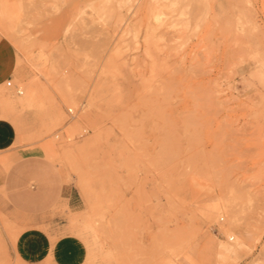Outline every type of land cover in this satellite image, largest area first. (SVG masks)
<instances>
[{"label": "rangeland", "instance_id": "rangeland-1", "mask_svg": "<svg viewBox=\"0 0 264 264\" xmlns=\"http://www.w3.org/2000/svg\"><path fill=\"white\" fill-rule=\"evenodd\" d=\"M0 41V264L87 225L84 264H264V0H0Z\"/></svg>", "mask_w": 264, "mask_h": 264}, {"label": "crops", "instance_id": "crops-1", "mask_svg": "<svg viewBox=\"0 0 264 264\" xmlns=\"http://www.w3.org/2000/svg\"><path fill=\"white\" fill-rule=\"evenodd\" d=\"M15 61L14 53L10 46L0 41V84L8 77L11 66ZM17 130L14 124L0 118V151L10 149L16 142ZM21 166L13 170L7 168L0 172V175H7L6 185L10 186L14 179L18 178ZM44 170V169H43ZM34 169L28 172V178L37 180L44 185L42 194L30 196H20L19 201H25L27 197L36 201L40 199L44 203H52L58 198V188L47 180L46 170ZM61 197L66 199L69 204L73 201L72 194L60 193ZM15 249L17 255L29 264H84L87 259V247L78 237L65 235L53 239L48 233L39 228H30L25 230L18 237Z\"/></svg>", "mask_w": 264, "mask_h": 264}, {"label": "bare ground", "instance_id": "bare-ground-1", "mask_svg": "<svg viewBox=\"0 0 264 264\" xmlns=\"http://www.w3.org/2000/svg\"><path fill=\"white\" fill-rule=\"evenodd\" d=\"M11 34V33H10ZM97 89V88H96ZM115 89V88H114ZM115 91V90H114ZM117 91V90H116ZM23 92L22 91H20V94H22ZM69 93V92H68ZM114 94H116V93H114ZM74 96V95H73ZM66 99H68V98H66ZM74 100V99H73ZM19 103H23L25 100L24 99H20L19 98ZM69 101V100H68ZM75 101V100H74ZM66 102H67V100H66ZM77 103V102H76ZM76 103H73V102H71V104H75V106H76ZM69 104V103H68ZM93 104V102L92 101H90L89 102V106L90 105H92ZM55 110H56V107H53ZM87 111V110H86ZM85 112V111H84ZM88 112V111H87ZM83 114H81V119H83V116H82ZM80 116V115H79ZM60 117H61V114H58L57 112L54 114V115H52L50 118L51 119H53V120H57L58 118L60 119ZM91 116H90V114H88V113H86L85 114V116H84V119L86 120V118H90ZM92 118V117H91ZM91 118L89 119V120H91ZM52 120V121H53ZM88 120V121H89ZM79 121V120H78ZM81 122V121H80ZM85 122H87V121H85ZM88 123V122H87ZM47 129H49V128H47ZM46 130V129H45ZM48 132V131H47ZM50 142V141H49ZM52 142V141H51ZM47 143V142H46ZM67 143V142H66ZM51 144V143H50ZM49 144V146H52V145H50ZM55 145V144H54ZM42 146H44V145H42ZM56 146V145H55ZM47 147V146H46ZM46 147L44 146L43 148H45L46 149ZM53 147V146H52ZM57 147H59V146H57ZM62 147V146H61ZM49 148V147H48ZM69 148H71L72 149V147H69ZM69 148H67V149H69ZM40 149H41V146H40ZM50 149V148H49ZM48 149V150H49ZM70 149V150H71ZM52 150H54V149H52ZM62 151H65L64 149H61ZM50 151V150H49ZM69 151V150H68ZM46 152H48L47 151V149H46ZM54 152H56V150L54 151ZM60 152V151H59ZM57 153V152H56ZM64 154H65V156L67 155L65 152H63ZM46 154V153H45ZM49 154V153H48ZM52 153H50V155H51ZM60 154V153H59ZM47 155V154H46ZM45 155V156H46ZM49 155V156H50ZM53 155V154H52ZM62 155V154H61ZM60 155V156H61ZM56 156V155H55ZM53 157V156H52ZM57 157H58V155H57ZM68 157V156H67ZM67 157H65V159H67ZM51 158V157H50ZM62 158H64V155H63V157ZM53 160H54V158H53ZM64 160V159H63ZM62 160V161H63ZM67 161V160H66ZM66 161H65V163H66ZM68 162V161H67ZM60 163H62V162H60ZM59 164V163H58ZM63 165V164H62ZM61 199H63V198H61ZM60 203V202H59ZM56 207V206H55ZM224 210H225V212H226V214H227V217H228V220H227V222L226 223H223L224 225H223V228H224V231L225 232H230V229H231V226H233V225H235L236 224V222H237V214H236V211H235V209H233L231 206H229V204L228 203H224ZM220 211V210H219ZM221 218V217H220ZM222 225V224H221ZM223 231V230H222ZM72 232H74L75 234H77V235H79V236H81V237H83L85 240H86V242L88 243V248H90V255H92V253H93V250L95 249V247H96V237L94 236V234H93V232H92V230H91V227H89L88 225L87 226H83V227H76V228H73L72 229ZM227 234V233H226ZM78 237V236H77ZM85 240H83V241H85ZM86 244V243H85ZM88 251H89V249H88ZM89 255V254H88ZM91 257V256H90ZM91 259V258H90Z\"/></svg>", "mask_w": 264, "mask_h": 264}, {"label": "built area", "instance_id": "built-area-1", "mask_svg": "<svg viewBox=\"0 0 264 264\" xmlns=\"http://www.w3.org/2000/svg\"><path fill=\"white\" fill-rule=\"evenodd\" d=\"M11 85H12L11 82H8L7 86H11ZM18 93L20 94V91H19ZM69 115H70L71 117H74V112H73L72 109H69Z\"/></svg>", "mask_w": 264, "mask_h": 264}]
</instances>
